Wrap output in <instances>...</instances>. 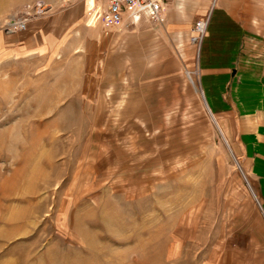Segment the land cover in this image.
<instances>
[{"label": "rangeland", "instance_id": "rangeland-1", "mask_svg": "<svg viewBox=\"0 0 264 264\" xmlns=\"http://www.w3.org/2000/svg\"><path fill=\"white\" fill-rule=\"evenodd\" d=\"M214 1L176 2L180 32L169 13L104 27L99 0H0L6 35L81 14L0 75V264H264V176L202 90Z\"/></svg>", "mask_w": 264, "mask_h": 264}, {"label": "crops", "instance_id": "crops-1", "mask_svg": "<svg viewBox=\"0 0 264 264\" xmlns=\"http://www.w3.org/2000/svg\"><path fill=\"white\" fill-rule=\"evenodd\" d=\"M209 3L210 0H162V18L169 13V27L186 32L190 20L180 15L190 10L203 12ZM176 4L186 8H175ZM174 5L180 13L179 25L170 20L169 10ZM66 14L59 19L33 20L26 24L28 30L15 35L0 31V75L6 72V61L52 50L63 42V29L75 23L73 18L81 17L77 8ZM4 16L0 8V19ZM141 23L143 19L138 22ZM203 44L200 72L206 99L234 143L236 156L243 158L246 168L264 176V0H215Z\"/></svg>", "mask_w": 264, "mask_h": 264}, {"label": "built area", "instance_id": "built-area-1", "mask_svg": "<svg viewBox=\"0 0 264 264\" xmlns=\"http://www.w3.org/2000/svg\"><path fill=\"white\" fill-rule=\"evenodd\" d=\"M162 0H99L98 22L104 27L124 25H137L141 19L147 18L153 22H158L162 13ZM11 25L18 26L24 30L25 21H12ZM207 21L200 22L195 28L196 38L193 42L199 43L205 33ZM189 79H191L189 74Z\"/></svg>", "mask_w": 264, "mask_h": 264}, {"label": "bare ground", "instance_id": "bare-ground-1", "mask_svg": "<svg viewBox=\"0 0 264 264\" xmlns=\"http://www.w3.org/2000/svg\"><path fill=\"white\" fill-rule=\"evenodd\" d=\"M217 123V122H216ZM221 131V130H220ZM221 133H222V131H221ZM225 142H227L226 140H225ZM228 143V142H227Z\"/></svg>", "mask_w": 264, "mask_h": 264}]
</instances>
